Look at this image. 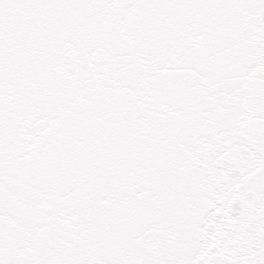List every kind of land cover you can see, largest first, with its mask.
I'll return each mask as SVG.
<instances>
[{
	"label": "snow or ice",
	"instance_id": "obj_1",
	"mask_svg": "<svg viewBox=\"0 0 264 264\" xmlns=\"http://www.w3.org/2000/svg\"><path fill=\"white\" fill-rule=\"evenodd\" d=\"M0 264H264V0H0Z\"/></svg>",
	"mask_w": 264,
	"mask_h": 264
}]
</instances>
